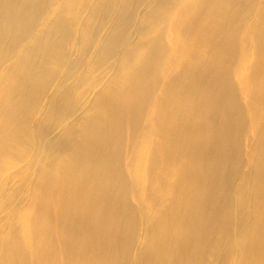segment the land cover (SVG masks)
Instances as JSON below:
<instances>
[{"label": "bare ground", "instance_id": "6f19581e", "mask_svg": "<svg viewBox=\"0 0 264 264\" xmlns=\"http://www.w3.org/2000/svg\"><path fill=\"white\" fill-rule=\"evenodd\" d=\"M0 264H264V0H0Z\"/></svg>", "mask_w": 264, "mask_h": 264}]
</instances>
